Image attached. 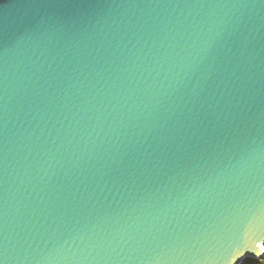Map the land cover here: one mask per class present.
I'll return each mask as SVG.
<instances>
[{
	"label": "water",
	"instance_id": "1",
	"mask_svg": "<svg viewBox=\"0 0 264 264\" xmlns=\"http://www.w3.org/2000/svg\"><path fill=\"white\" fill-rule=\"evenodd\" d=\"M264 256V0H0V264Z\"/></svg>",
	"mask_w": 264,
	"mask_h": 264
},
{
	"label": "trees",
	"instance_id": "2",
	"mask_svg": "<svg viewBox=\"0 0 264 264\" xmlns=\"http://www.w3.org/2000/svg\"><path fill=\"white\" fill-rule=\"evenodd\" d=\"M261 260H264V256H263V258ZM261 260H258V261H256V260H252V261L251 260H247V261L244 262V264H260Z\"/></svg>",
	"mask_w": 264,
	"mask_h": 264
},
{
	"label": "snow or ice",
	"instance_id": "3",
	"mask_svg": "<svg viewBox=\"0 0 264 264\" xmlns=\"http://www.w3.org/2000/svg\"><path fill=\"white\" fill-rule=\"evenodd\" d=\"M238 264H239V262H238ZM260 264H264V260H261Z\"/></svg>",
	"mask_w": 264,
	"mask_h": 264
},
{
	"label": "rangeland",
	"instance_id": "4",
	"mask_svg": "<svg viewBox=\"0 0 264 264\" xmlns=\"http://www.w3.org/2000/svg\"><path fill=\"white\" fill-rule=\"evenodd\" d=\"M244 264V263H243Z\"/></svg>",
	"mask_w": 264,
	"mask_h": 264
}]
</instances>
